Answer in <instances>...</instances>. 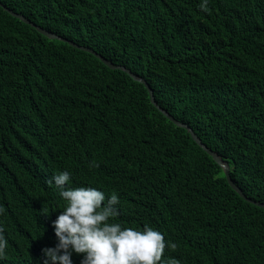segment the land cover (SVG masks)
<instances>
[{"label":"trees","instance_id":"trees-1","mask_svg":"<svg viewBox=\"0 0 264 264\" xmlns=\"http://www.w3.org/2000/svg\"><path fill=\"white\" fill-rule=\"evenodd\" d=\"M0 0L144 78L156 102L264 203V0ZM95 161L99 167H89ZM120 203L113 222L175 243L181 264H264V208L151 102L146 87L0 7V264H44L66 202L47 181ZM82 256L72 255V264Z\"/></svg>","mask_w":264,"mask_h":264},{"label":"clouds","instance_id":"clouds-1","mask_svg":"<svg viewBox=\"0 0 264 264\" xmlns=\"http://www.w3.org/2000/svg\"><path fill=\"white\" fill-rule=\"evenodd\" d=\"M208 0L199 5L208 11ZM89 167H99L92 161ZM71 180L67 170L47 181L59 190L66 202L63 211L53 222L58 243L42 249L44 264H72V255L82 256L80 264H181L175 258L164 259L167 249L176 250L175 243L165 240L163 234L145 225L143 229L123 227L113 222L119 215L120 201L115 192L105 196L94 187H66ZM5 209L0 206V215ZM8 241L0 227V259L6 258Z\"/></svg>","mask_w":264,"mask_h":264},{"label":"water","instance_id":"water-1","mask_svg":"<svg viewBox=\"0 0 264 264\" xmlns=\"http://www.w3.org/2000/svg\"><path fill=\"white\" fill-rule=\"evenodd\" d=\"M0 7H2L5 11H7L11 16L21 20L22 22L30 25L31 27H33L34 29H36L40 34L48 37L49 39H54V40H61L64 42H68L71 46L78 48L80 50L86 51L92 55H94L95 57H97L98 59H100L106 66H108L110 69L112 70H121L124 71L125 73H127L132 79H134L135 81H138L140 83H142L146 89L148 90V92L150 93V97H151V102L153 103V105L164 115L166 116L171 122H173L175 125L185 128L192 136L193 140L204 150L206 151L210 156H212V158L214 159V161L216 163H218V165L224 170L227 181L229 183V185L247 202L252 203L258 207L264 208V203L255 201L249 197L246 196V194H244V192L242 191V189L236 185L234 183V181L232 180L231 174H230V166L228 164V162L226 160H224L222 157H220L215 151H213L212 149H210L208 146H206L203 141L197 136V134L194 132V130L187 124H184L180 121H178L176 118H174L172 115H170L166 110H164L162 107H160L158 105V103L155 100L154 97V92L152 90V88L150 87V85L147 83V81L144 78H140L138 77L135 73H133L129 68L123 66V65H115L114 63H112L111 61L105 59L104 57H102L101 55H99L97 52H95L93 49L89 48V47H84V46H80L76 43H74L71 40L62 38L60 36H58L55 33H52L38 25H36L35 23H33L31 20H29L28 18H26L24 15L16 13L15 11L11 10L10 8L6 7L4 4L0 3Z\"/></svg>","mask_w":264,"mask_h":264}]
</instances>
